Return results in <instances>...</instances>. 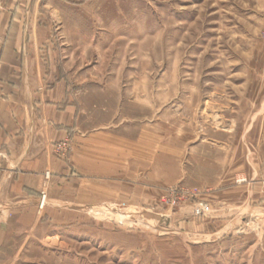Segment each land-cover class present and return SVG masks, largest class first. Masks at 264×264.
Listing matches in <instances>:
<instances>
[{
	"label": "rangeland",
	"instance_id": "obj_1",
	"mask_svg": "<svg viewBox=\"0 0 264 264\" xmlns=\"http://www.w3.org/2000/svg\"><path fill=\"white\" fill-rule=\"evenodd\" d=\"M77 7L62 15L56 40L73 45H63V56L83 84V122L164 121L192 133L201 121L233 119L239 135L251 124L249 172L235 168L230 189L234 197L264 194V171H255L262 163L254 153L261 151L253 143L264 142V0H96ZM150 190L136 203L90 210L83 222L39 226L37 238L15 234L0 264L247 261L253 234L220 245L194 236L195 218L211 213L207 198L215 190L194 181L154 183ZM185 207L191 218L180 229ZM232 243L238 246L230 252Z\"/></svg>",
	"mask_w": 264,
	"mask_h": 264
},
{
	"label": "crops",
	"instance_id": "obj_2",
	"mask_svg": "<svg viewBox=\"0 0 264 264\" xmlns=\"http://www.w3.org/2000/svg\"><path fill=\"white\" fill-rule=\"evenodd\" d=\"M92 1L7 0L0 9V252L15 234L37 238L39 226L83 222L90 210L136 203L154 183L194 181L215 190L207 198L211 213L195 218L196 239L220 245L253 234L240 264H264V194L234 197L230 189L235 168L249 172L251 124L239 135L233 119L201 121L192 133L164 121L123 127L83 122V84L63 56V45H73L56 35L63 14ZM60 142L70 145L65 158L54 149ZM253 143L261 151L254 153L259 174L264 142ZM179 215L181 229L191 208Z\"/></svg>",
	"mask_w": 264,
	"mask_h": 264
},
{
	"label": "built area",
	"instance_id": "obj_3",
	"mask_svg": "<svg viewBox=\"0 0 264 264\" xmlns=\"http://www.w3.org/2000/svg\"><path fill=\"white\" fill-rule=\"evenodd\" d=\"M54 149H55V152L57 155L65 158V157H67V154L70 150V145L68 142H60V143L55 144ZM177 190H179V189H177ZM180 190H182V189H180ZM46 202H47V194L45 192H42L41 199H40V207L43 208L44 204H46Z\"/></svg>",
	"mask_w": 264,
	"mask_h": 264
},
{
	"label": "bare ground",
	"instance_id": "obj_4",
	"mask_svg": "<svg viewBox=\"0 0 264 264\" xmlns=\"http://www.w3.org/2000/svg\"><path fill=\"white\" fill-rule=\"evenodd\" d=\"M45 205V204H44ZM118 212V211H117ZM117 214V213H116ZM119 215H117V217L121 220L124 216H123V214H120V213H118ZM112 216V215H111Z\"/></svg>",
	"mask_w": 264,
	"mask_h": 264
}]
</instances>
